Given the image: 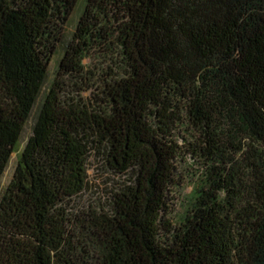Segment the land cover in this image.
<instances>
[{
  "label": "trees",
  "instance_id": "obj_1",
  "mask_svg": "<svg viewBox=\"0 0 264 264\" xmlns=\"http://www.w3.org/2000/svg\"><path fill=\"white\" fill-rule=\"evenodd\" d=\"M79 1L0 0V182ZM92 154L125 179L80 213ZM0 264H264V0H85L0 199Z\"/></svg>",
  "mask_w": 264,
  "mask_h": 264
},
{
  "label": "rangeland",
  "instance_id": "obj_2",
  "mask_svg": "<svg viewBox=\"0 0 264 264\" xmlns=\"http://www.w3.org/2000/svg\"><path fill=\"white\" fill-rule=\"evenodd\" d=\"M85 0H80L77 7L75 8L70 20L65 29V38L63 43L58 47L57 53L54 56L46 79V83L43 88L42 95L38 100L36 107L33 112V117L28 121L22 136L16 146L15 152L12 154L9 165L4 173V176L0 182V199L6 190L7 186L11 182L17 164L20 160V157L24 151V148L27 144V141L32 133L33 127V119L35 113L38 111L45 94L48 92L53 81L56 79L57 70L61 59L64 56L67 45L71 42L73 34L75 33L77 24L84 10ZM85 67L88 71H91L93 75L90 76V82L87 83L88 90L83 93L85 98H91L95 94H98L100 85H101V77L97 80V74L100 76V69L106 67L104 65V60L102 58H98L96 55L91 59L85 60ZM106 71V68L104 69ZM86 85V86H87ZM79 88V87H78ZM75 90L74 83L70 81L69 87L66 89V92H73ZM186 164H181L177 166L179 174L177 176V180H179L180 186H177L171 197L170 201V221L172 224L176 225L181 221L184 217L185 212L190 206V200L195 190L196 185V170L199 167L197 163L192 160L187 159ZM102 166V162L100 158H98L95 154H92L91 158L88 162L89 169V185L84 193L79 197L74 199L71 203L73 209L76 212L87 211L89 207L100 208L108 205V193L110 191L116 190V188L124 181V179L118 176L112 175L108 173Z\"/></svg>",
  "mask_w": 264,
  "mask_h": 264
}]
</instances>
